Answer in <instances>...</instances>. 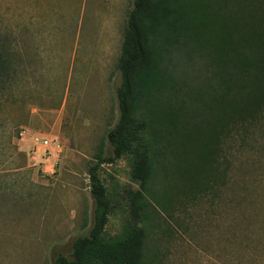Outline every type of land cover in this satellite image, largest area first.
<instances>
[{
    "label": "rangeland",
    "instance_id": "obj_1",
    "mask_svg": "<svg viewBox=\"0 0 264 264\" xmlns=\"http://www.w3.org/2000/svg\"><path fill=\"white\" fill-rule=\"evenodd\" d=\"M131 0H0L10 78L0 84V264H52L90 226L88 167L110 155L115 88ZM44 142H46L44 144ZM219 192L173 188L145 228L158 264H264V145L230 157ZM125 159L102 163L111 212L127 216L137 190ZM66 254V253H64Z\"/></svg>",
    "mask_w": 264,
    "mask_h": 264
},
{
    "label": "trees",
    "instance_id": "obj_2",
    "mask_svg": "<svg viewBox=\"0 0 264 264\" xmlns=\"http://www.w3.org/2000/svg\"><path fill=\"white\" fill-rule=\"evenodd\" d=\"M0 34V84L10 78ZM117 119L110 155L88 167L90 226L52 264H158L145 228L175 187L219 192L230 157L264 145V0H131L115 64ZM125 159L137 190L123 189L127 216L106 236L111 212L97 176Z\"/></svg>",
    "mask_w": 264,
    "mask_h": 264
},
{
    "label": "built area",
    "instance_id": "obj_3",
    "mask_svg": "<svg viewBox=\"0 0 264 264\" xmlns=\"http://www.w3.org/2000/svg\"><path fill=\"white\" fill-rule=\"evenodd\" d=\"M46 142H44V144H45Z\"/></svg>",
    "mask_w": 264,
    "mask_h": 264
}]
</instances>
